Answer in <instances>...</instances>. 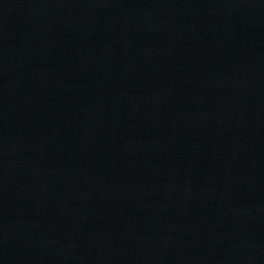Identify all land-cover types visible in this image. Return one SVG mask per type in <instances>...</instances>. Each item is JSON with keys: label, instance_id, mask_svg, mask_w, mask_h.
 I'll return each mask as SVG.
<instances>
[{"label": "water", "instance_id": "1", "mask_svg": "<svg viewBox=\"0 0 264 264\" xmlns=\"http://www.w3.org/2000/svg\"><path fill=\"white\" fill-rule=\"evenodd\" d=\"M0 264H264V0H0Z\"/></svg>", "mask_w": 264, "mask_h": 264}]
</instances>
